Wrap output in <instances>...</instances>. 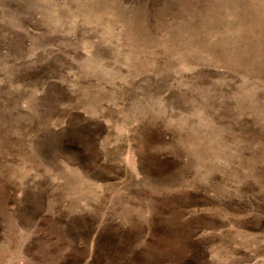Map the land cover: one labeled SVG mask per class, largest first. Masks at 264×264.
I'll return each mask as SVG.
<instances>
[{
    "label": "rangeland",
    "instance_id": "rangeland-1",
    "mask_svg": "<svg viewBox=\"0 0 264 264\" xmlns=\"http://www.w3.org/2000/svg\"><path fill=\"white\" fill-rule=\"evenodd\" d=\"M0 264H264V0H0Z\"/></svg>",
    "mask_w": 264,
    "mask_h": 264
}]
</instances>
